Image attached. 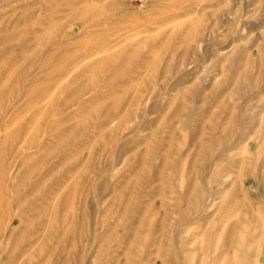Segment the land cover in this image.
Returning <instances> with one entry per match:
<instances>
[{"label":"rangeland","instance_id":"1","mask_svg":"<svg viewBox=\"0 0 264 264\" xmlns=\"http://www.w3.org/2000/svg\"><path fill=\"white\" fill-rule=\"evenodd\" d=\"M68 1L0 0V264H35L40 240L50 264H264V0H156L164 18L202 8L199 37L158 40L136 63L142 78L80 130V100L115 80L109 69L70 96L82 75L62 93L71 60L101 58L128 27L176 21L127 0L128 27H93Z\"/></svg>","mask_w":264,"mask_h":264},{"label":"bare ground","instance_id":"2","mask_svg":"<svg viewBox=\"0 0 264 264\" xmlns=\"http://www.w3.org/2000/svg\"><path fill=\"white\" fill-rule=\"evenodd\" d=\"M52 1L53 0H50V2ZM143 1L146 2L145 7L147 8L146 10L147 15H148L147 19H149V21L161 22L162 20H169V21H176V22L172 26H170L168 30L164 28L160 29L161 28L160 25H157L153 29L145 25L140 26L139 28L133 29V28L126 26V23L133 20L138 15L135 12L128 9L129 7L127 5V0H70L68 1V7L70 9L75 7L78 4L84 5L83 10H80L78 12V16H76V19L80 22H85V21L90 20L91 21L90 25L93 27H98L101 24H106L108 25V27H110V29H116L118 27L122 29L124 27H128L125 30L126 34L120 39H118L119 41L115 43L116 47L111 52H107L101 58H97L95 60H90V61H85V59L88 57L87 53L79 54L78 56H76V57H79V59L75 58L78 61L71 60L72 62H74L72 65L73 71L71 70L72 72L70 71V73H68V77L64 79V81L57 82V88L59 89V91L64 93L66 89L68 88V85H69L68 82L69 83H72V81L77 82L78 79L82 75L86 76L88 81L85 84L79 86L78 90L74 92L73 94L71 95L68 94L72 97H79V94L81 92L83 93V91H85L88 88L89 84H92L93 77L96 78L99 74H102L103 72L109 69L110 71H112L110 78L115 80V84L111 88L112 94L110 93L104 96L94 94V96L90 98L88 97L85 99L84 98L81 99L76 112L72 113L71 116L69 117L74 121L73 127L76 130L84 129V126H85L84 124L87 122L89 117L93 113H95L96 110L105 107L106 104L110 103L111 105H113V107L117 106V104L121 100V95L117 93L118 92L125 93V91L129 89V86L131 84L133 85L141 77V74H137L136 68L138 67L135 68V66H137L136 63H138L139 61H141V63L145 61H152V60H147L146 58V55L149 54L150 52H153L154 53L153 58H156L157 46L159 44H164V41H158V40H175L176 38L177 40H185L184 43H186L187 46H190L199 37L200 30L203 28V24L207 18V14L205 15L202 8L195 10L192 16H189L191 8L186 7L184 10L178 11L177 13L170 15L167 18H164L159 12L152 11V9L156 8V0H143ZM35 6L36 5L34 4L32 7L26 8V10H30V9L35 10L36 8ZM105 11L110 12V15L103 16L102 14ZM60 12H61L60 10H57V12L53 14L51 13L52 15L47 18V21L48 22H50L51 20L53 21ZM94 14L98 15V17L91 18L92 15L94 16ZM142 33H145V35L143 36V38L138 39L137 35L142 34ZM102 34L104 33L97 32L95 30V31H92V33H89L87 37L88 38L89 37L90 38L101 37ZM160 37H162V39H159ZM63 40H67L69 42L73 40V38H65ZM66 43L67 42H65L64 44ZM59 51H60V54L65 53L61 50V48H59ZM56 54L57 53L54 52L53 55H50V59L55 58ZM71 57H75V56H71ZM13 60H14V57H12V59L9 60V63H12ZM22 73L24 72L22 71ZM124 73L125 74L129 73L130 75H128L127 77L123 79L118 80L119 78L122 77ZM53 83L55 82L54 81L49 82V84H53ZM165 91L167 90L165 89ZM52 98H50L47 101L48 104L55 101V98L54 99ZM108 122L109 120L107 121V123ZM65 193L69 194V189L61 191L62 195H64ZM60 196L61 195H57V199ZM65 205L68 208V210H66L65 216L68 217L69 216L68 211L71 208V200L69 198L65 200ZM67 241L70 242L71 239ZM41 244H42L41 240L34 244V247H36V250H38L39 253L44 255L37 261L35 259L36 261L35 264H38L39 261H40V264H50L51 260L53 259V254L50 255L48 254V252L45 254L44 251H46V245H41ZM35 251L31 250L30 252H28L24 258L23 263L32 262Z\"/></svg>","mask_w":264,"mask_h":264}]
</instances>
